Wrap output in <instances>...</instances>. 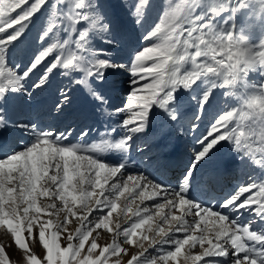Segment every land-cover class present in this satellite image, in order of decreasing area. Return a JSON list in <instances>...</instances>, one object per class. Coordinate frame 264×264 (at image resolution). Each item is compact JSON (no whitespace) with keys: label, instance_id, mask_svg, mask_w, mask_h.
<instances>
[{"label":"snow or ice","instance_id":"obj_1","mask_svg":"<svg viewBox=\"0 0 264 264\" xmlns=\"http://www.w3.org/2000/svg\"><path fill=\"white\" fill-rule=\"evenodd\" d=\"M123 4L142 25L151 0ZM162 7L142 46L127 63H116L111 49L92 45L94 38L116 45L99 0H0V129H21L31 138L0 158V229L23 250L25 264H264V232L252 230L255 220L264 222V182L240 184L218 207L190 195L195 173L225 142L264 170V80L246 79L251 71L264 76V39L251 44L235 24L225 26L243 10L253 19L259 14L264 23V0H166ZM202 7L203 15L198 12ZM45 11L31 59L24 68L13 65L10 48ZM225 13L229 20L218 24ZM109 71L129 76L123 107L110 112L119 117L110 129L119 138L102 136L84 147L69 139L70 127L54 131L10 123L8 101L16 94L31 98L57 73L70 78L79 73L70 83L106 109L97 82ZM216 89H227L224 96L238 95L239 102L217 112L200 131ZM183 93L195 102L188 131L198 145L183 177L171 187L129 172L134 137L146 131L154 110L177 120ZM70 103V89H61L56 110ZM87 135L81 132L80 138ZM109 152L121 154L123 161L105 163L100 154ZM241 210L254 220L243 224L239 215L233 219L227 214ZM105 234H111V242L100 244ZM28 240L38 242L39 254ZM0 264H13L3 245Z\"/></svg>","mask_w":264,"mask_h":264},{"label":"rangeland","instance_id":"obj_2","mask_svg":"<svg viewBox=\"0 0 264 264\" xmlns=\"http://www.w3.org/2000/svg\"><path fill=\"white\" fill-rule=\"evenodd\" d=\"M123 2L124 0H99V6L102 12L105 14L106 19L109 20L112 25V35L111 37H109L110 39H115V37L119 35L118 33H122V35L125 34L127 36L129 33H131V31H137L134 34L135 37L127 36V40L125 42L115 40L116 45L114 48L111 45H108L109 48H105L111 49L110 58L113 60V62L116 63H127L131 57V54L142 46L143 35L148 30H150L151 27L159 20L160 15L163 11L162 4L165 3L166 0H151V6L145 13L142 25H137L135 23L130 12L127 15L122 12L125 10L128 11ZM204 11L205 9L203 7L198 9L199 14L201 15L204 14ZM46 19V11L35 17L30 31H28L18 43L10 48L9 59L13 65L18 64L20 68H24L25 65L29 62L32 53L37 46L36 41L43 25L46 23ZM117 19L120 21H118ZM227 20H229V16L227 13H225L221 17L217 18V23L223 24ZM231 24H235L237 31L244 32L246 34V38L249 39V42L251 44H257L261 39H264V23H261L259 14H257L255 19H253L251 13L248 10H243L235 17L231 18L230 23L226 24L225 26L230 27ZM124 37L125 36H123L122 38ZM92 45L96 48L105 47L102 41L98 38L93 39ZM22 57H24L25 59ZM20 59H22V62ZM79 75V73H73L71 78H79ZM63 77L58 73L52 75L49 79L48 84L46 85L47 87L39 89V91L42 92L46 90V92H48L53 88H57L59 92L57 94L60 95L61 89H65V87L70 89L71 105L67 107V109L74 108L73 110H77L79 112L81 111L82 114H84L86 111L91 112L89 113L90 118H93V120H96V122L98 123V125L93 129H91V126L85 127L86 124H84V127L77 134L73 133L69 138L70 140H72V143H80L82 146L87 147L93 142H99L102 136L112 137L113 139L119 138L117 133H112L110 131L111 128L117 127L119 123V117L111 115L110 112L111 109L123 107L124 101L129 92V76L127 72L109 71L106 73L105 79L103 81L97 82L99 90L103 92L108 101V107L103 110H100L97 107L91 96H89L82 88L70 83V77H67L68 79L66 78V76ZM36 79L37 75H34L32 77V80ZM246 79L249 82L258 83L259 81L264 80V76H261L257 71H251ZM68 83L69 85H67ZM113 86L115 89H113ZM71 87H73V89ZM46 88H49V90H47ZM249 90H251V84L249 85ZM225 91L228 90H215L216 100L213 101L212 107L208 110L207 119L201 122L200 131H203L204 127L207 125V120L212 119V117L215 116L217 112L226 110L227 108L239 102L238 95L224 96ZM241 91L244 92L245 90L241 89ZM84 93L86 96H84ZM74 94H77L78 96ZM46 98L47 97H44L43 99ZM195 107V102L191 100V96H189L188 93H183L181 95V105L178 110L177 120L173 121L166 115L162 114L159 110H154V113L149 117V123L146 131L139 134L137 137H134L135 144L133 145V148L130 149L127 159L128 171L134 174L147 175L150 179H153L156 182H159L161 184L163 183L171 187H176V185L190 166L194 151L196 147H198V145H196L195 143V135L188 131L190 125L194 122L193 117L195 114ZM53 112L54 110H52V113ZM36 113V116H39V111H37ZM52 117L53 114L45 116L43 118V123L38 126L58 131L54 129L55 123H49ZM32 123L36 124V121ZM50 124H53V126L51 127ZM69 127L72 129L74 127L73 123H67L61 126L59 128V131H65ZM81 132H87L88 135L84 136L83 139H81ZM16 142L21 143L26 141L13 134L10 140L7 141L0 150L4 152H8V149L13 151L19 150L18 143L16 144L17 148H9L12 147ZM180 143L181 151L183 153L185 152L186 146L188 147L189 161L187 163L186 169L178 175V178H175L172 177V174L170 176L166 174L167 166L166 163L163 162V159H165L167 155L175 154L176 148L179 147L178 144ZM23 146H20V148ZM217 147L218 151L215 152L210 160L200 166L198 171L195 173L192 188L190 189V192L191 190L196 189L195 193L201 194L205 198V202H208L209 204H211V200H214L215 198H217L216 196H218V199L216 200L217 203L214 205L216 207L219 206V203L224 199L225 196L232 193L240 184L247 183L250 181V179L256 180L258 182H264V170H261L258 166H254L247 160L243 159L240 155H238L237 152L233 150V146L231 144L225 142L223 143L222 147ZM159 149L163 154H160L158 152ZM5 155H8V153ZM100 159L108 164H116L123 161V156L116 152H109L100 154ZM223 166H225L226 168L232 166L235 168V172L230 176H219L221 179L218 180L217 173L222 170ZM162 179L165 181H171L169 183H164L163 181H161ZM225 179H227V182H225ZM222 180L223 182H221ZM222 189H224V191H218ZM145 203L150 205L153 202L145 201ZM137 204H139V201H137ZM133 207H135V205H133ZM227 214L230 218L233 219H235L236 216L239 215L238 222L243 224H248L252 220H254V217H252L249 212L243 210H241V214L235 212H228ZM115 215L116 214H114V216ZM130 219V217L128 219H125L122 223V227H126ZM261 224L262 221L259 222V220H255V223L252 224V230L256 232H264V226H262ZM78 226L79 225H69V228ZM111 238V234H105L100 238L99 243L104 244L105 242H111ZM29 241L31 240L27 241L29 247L33 250V252L39 254L41 252V247L39 246L38 242L32 241V244L34 245L33 248L31 247L32 244H30ZM0 245H3L5 247V251H8L7 253L11 254L10 259L13 264H25L22 259L23 250L19 249L15 245L14 239L11 237V234L7 233L3 229H0ZM14 248H16V251H14ZM134 250L135 249H133V251Z\"/></svg>","mask_w":264,"mask_h":264},{"label":"bare ground","instance_id":"obj_3","mask_svg":"<svg viewBox=\"0 0 264 264\" xmlns=\"http://www.w3.org/2000/svg\"><path fill=\"white\" fill-rule=\"evenodd\" d=\"M121 7H123V6H121ZM122 12L125 13V15L129 14V11H126V10L122 11ZM118 21H120V20H118ZM121 22H123V21H121ZM136 32H137L136 30L135 31H131V33H129L127 36H134V34ZM118 34L120 36L118 35L117 37H115L114 40H120L121 42H125L127 40L126 39L127 36L125 34H123V35H122V33H118ZM123 36H125V37L122 38ZM104 48H109V46L105 45ZM22 58H24V57H22ZM20 60L22 62V59H20ZM20 66H21V64H20ZM52 82H53V80H52ZM58 82H59V80H58ZM67 85H69V83ZM45 87H47V86H45ZM71 88L73 89V87H71ZM46 89L49 90V88H46ZM113 89H115L114 86H113ZM57 93H59L58 89L57 88H53V89H51L48 92H46V90H44L42 92H40L39 89L35 90L33 92L32 96H31V98H29L28 96H25L23 94L14 95L13 98L10 99L8 101V103L5 105V110H6V113H7L8 117L10 118V123H15V122L32 123V122L36 121V125L38 126V125H41L43 123V118L45 116L53 114V117H52V119H51V121L49 123H53V124L55 123V125H54L55 128L54 129H56L58 131H59V128L61 126L65 125L67 123H73V125H74V127L72 128V134L73 133L77 134L84 127V124H86L85 127H90L91 126V129H93L94 127H96L98 125L96 120H93V118L92 119L90 118L89 113H91V112H87L86 111L84 114H82L81 111H80L81 112L80 113L77 110H73L74 108L73 109L72 108L71 109H67V107H69L71 104H67V105L64 106V108L62 110L57 111L56 108H54V106L58 103V99L57 98L59 97V95ZM74 95H77V94H74ZM79 95H80V93H79ZM43 96L47 97V98L43 99L44 98ZM84 96H86L85 93H84ZM45 100H47V101H45ZM52 110H54L53 113H52ZM82 110H83V108H82ZM37 111H39V116H36V114H37L36 112ZM94 121H95V123H94ZM53 124L52 125L50 124V126L52 127ZM0 130H1V133H0L1 134V136H0V149H1V147L3 145L6 144L7 141L10 140V138H11V136L13 134L19 136L21 139L25 140L26 142H21V143L16 142V143H14V145L12 147H9V148H17L16 147L17 143H18V146L20 148V146H23L24 143H29L30 142L31 138L25 136L24 133H23V130H21V129H17V128H14V127H8V128L0 129ZM178 146L179 147L176 148L175 154L167 155L166 158L163 159V162H165L166 166H167L166 174H168L169 176L172 174V177H175V178L176 177L178 178V175L181 174V172L186 169L187 163L189 161L188 147L186 146L185 152L183 153L181 151V143L178 144ZM156 149H157V147H156ZM11 152H13V150L8 149V152H4V151L0 150V158L2 156H4L5 154H7V153L9 154ZM158 152L160 154H163L160 149L158 150ZM136 169H137V167H136ZM234 172H235V168L234 167L230 166V167L226 168L225 166H223L222 170L219 173H217V179L218 180L221 179L219 176L223 177V175L225 173L228 174L227 176H230ZM161 181H163L164 183H169L171 180L170 181L169 180L165 181V180L162 179ZM221 182H223V180ZM225 182H227V179H225ZM219 188H221V187H219ZM195 190L196 189L191 190V192H190L191 197L196 199L197 201H200V202H203V203L207 204L208 202H205V198L201 194L195 193ZM218 191H224V189L218 190ZM216 197L217 198H215L214 200L210 201L211 204L213 203L212 205H215L217 203L216 200L218 199V196H216ZM261 225L264 226V222H262ZM29 243L32 244V241H29ZM31 247L34 248V245L32 244ZM15 249L16 248H14V251H16ZM10 255L11 254H9V256ZM12 257H14V256H12ZM15 260H16V258H15Z\"/></svg>","mask_w":264,"mask_h":264}]
</instances>
